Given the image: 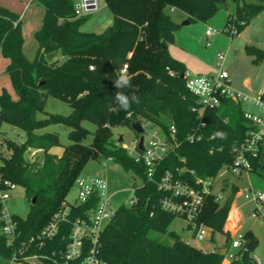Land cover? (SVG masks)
<instances>
[{"label": "trees", "instance_id": "trees-1", "mask_svg": "<svg viewBox=\"0 0 264 264\" xmlns=\"http://www.w3.org/2000/svg\"><path fill=\"white\" fill-rule=\"evenodd\" d=\"M230 1L236 3V11L229 15L225 31L235 26L239 34L264 12V1L105 0L113 23L102 33H95L82 30L88 17L76 15L75 0H35L44 7L45 16L42 28L36 32L40 48L33 61L23 53L20 17L0 5V57L9 60L6 73L17 94V99L6 91L0 95L1 123L8 122L26 134L24 142L0 135V145L10 152L9 157L0 156V174L23 187L30 203L25 219L13 216L17 224L14 244L8 245L5 234L0 235V255L11 261L16 256L17 263L26 262L22 257L36 255L45 264H64L72 225L77 219L88 220L98 196L86 203L70 204L68 221L53 239H45L42 231L69 204L67 196L88 161L102 157L122 165L142 183L132 187L135 203L122 204L101 234V259L108 264H226L225 253L205 252L169 230L179 216L161 208L164 193L157 182L168 171L193 186L197 178H216L223 167L232 165L236 149L245 141L249 121L243 107L231 100L222 99L219 107L206 110L199 119L193 111L198 99L186 85V67L169 52L180 28L170 15L171 9L183 12L190 23L207 22L218 11L227 9ZM245 51L254 65L264 61V49L246 45ZM53 53L57 56L49 61L47 56ZM124 65H128L127 74L140 103L134 104L130 113L116 114L108 107L115 103L114 95L119 90L114 87V80ZM50 97L66 102L72 112L67 116L39 117L46 113ZM140 119L161 127L175 143L173 151L157 166L154 181L147 178L145 165L130 157L113 134L114 128H131V123ZM85 122L96 126L94 133L84 126ZM57 124L70 130V144L63 146L61 156L52 153L54 147L61 145L59 134L42 132ZM172 125L176 128L173 139L169 133ZM218 132L225 135L218 136ZM193 133L202 134V140L188 141ZM90 134L93 138L87 144ZM30 153L40 156L31 162ZM261 155L262 151L252 162V171L264 177ZM183 168L185 172H180ZM217 197L214 192L206 195L196 224L209 227L213 236L225 234L228 249L232 239L224 228L233 199L221 204ZM2 211L0 203V217ZM154 234H166L173 242ZM244 241L250 243V248L243 246L232 255L230 264H256L257 238L248 232ZM72 264H80V260Z\"/></svg>", "mask_w": 264, "mask_h": 264}, {"label": "built area", "instance_id": "built-area-1", "mask_svg": "<svg viewBox=\"0 0 264 264\" xmlns=\"http://www.w3.org/2000/svg\"><path fill=\"white\" fill-rule=\"evenodd\" d=\"M75 12L78 17L86 16L98 9L97 0H75ZM173 10V9H172ZM226 32L230 36H235L238 31L235 26L226 28ZM216 33L212 27L206 30L208 40ZM216 72L209 75H191L186 74L187 88L198 99V107L193 111L202 119L204 113L208 109H215L220 106L222 99H228L239 104L244 109V117L249 121V128L246 133L244 143L236 149L235 159L230 166L221 169L216 178L201 179L197 178L195 186L188 181L176 177L173 172H166L165 175L157 182L158 188L164 193L160 200L161 208L169 213H173L183 218L191 230L194 232L195 240L201 244L207 239L212 230L206 225H197L196 219L199 216L206 195L214 191V186L219 176L224 177L225 174L240 175L243 172L252 171V162L259 158L264 147V84L256 96H248L240 91L235 90L229 80V74L224 69L226 53L220 51L217 55ZM93 69V67H91ZM122 70L128 71V65H124ZM130 117V115L128 116ZM141 124L143 133L136 134L130 145L124 143V138L120 141L122 146L130 157L136 162L145 165L147 170V178L154 181L157 166L162 162L169 153L173 151L175 143L164 133L161 127L154 126L151 122L140 119L135 121ZM200 126L205 124L201 122ZM0 129H1V109H0ZM171 138L176 133V128L172 125L169 129ZM1 135V132H0ZM140 136L144 137L143 150L139 148ZM203 138L200 133H193L187 137L190 142H199ZM6 148L0 145V151ZM7 150V149H6ZM2 156V154H0ZM3 157V156H2ZM0 158V169L2 166ZM185 162V160L183 159ZM185 168L180 172H185ZM179 171V170H178ZM79 189V204L88 202L92 196H98V204L92 212L88 220L77 219L72 225L66 252L64 254V264H72L80 260V264H108L99 257V239L106 227L115 218L118 208L124 204L115 205L112 195L109 191V185L106 180L101 178H89L80 176L76 181ZM16 185L2 178L0 174V203L3 205L1 228L3 234L7 237L8 245L14 244L16 241L17 224L13 216H9L4 203L13 197ZM132 193H134L132 189ZM218 196V195H217ZM245 198L256 203L257 209L253 213L254 218L260 217L261 207L264 205V193L251 189L245 190ZM220 198L217 197V200ZM132 198L129 205L135 203ZM71 205L65 204V208L56 214L52 222L42 231L45 239H53L62 228V224L68 221L71 211ZM34 240V239H32ZM245 245L244 236H239L237 240L231 241V247L234 249H242ZM20 255L22 251H19ZM23 261L37 259V256L22 257ZM18 261V257H13L12 262ZM256 264L261 262L256 259Z\"/></svg>", "mask_w": 264, "mask_h": 264}, {"label": "rangeland", "instance_id": "rangeland-1", "mask_svg": "<svg viewBox=\"0 0 264 264\" xmlns=\"http://www.w3.org/2000/svg\"><path fill=\"white\" fill-rule=\"evenodd\" d=\"M248 1H264V0H248ZM99 2V10L93 11L89 15H86L88 17L83 25L82 30L86 32H95V33H102L105 31L108 27H110L113 23V15L110 12V10L107 8L105 4V0H98ZM232 8L233 11H236V3L234 1L229 2V6L227 9H223L218 11L211 19H209L207 22L203 21H197L189 23L188 25H183V23L187 20H182V17H184V13L180 10H177L174 8V10H170V15L172 19L180 24V28L176 32V41L169 45L172 48L173 53L175 54V50L178 49V51L185 52L187 51V45L189 42L195 41L194 45H192L193 50L199 54H201L204 50L206 53V57H208L209 65L213 67L212 73L216 72L217 68V55L220 51L227 52L228 47L230 44V41H234V47L233 50L237 49V45L243 44L246 42L245 38L249 36L250 43L249 45L258 46L262 49H264V12L257 15L252 21L243 28L242 31L238 35L230 36L226 31V23H227V14L228 11ZM30 11L32 13V17L29 23L27 19H24L22 21V34H23V53L27 57L28 60L33 61L39 51L40 45L39 41L36 37V32L39 31L43 26L44 16H45V9L44 7L35 2L33 0L32 4L30 5ZM225 15V19L221 18ZM212 27L216 30V34L213 36V38L209 41L207 38L202 39V29ZM90 28V29H86ZM207 30V29H206ZM206 37V36H205ZM220 37V42L216 43V39ZM221 39H224L225 43L221 42ZM204 40V41H203ZM215 45H222L218 49H215ZM217 48V46H216ZM216 50V51H214ZM232 50V51H233ZM240 56L235 57L233 54L230 57V54L228 53L227 61H226V67L228 70H233L238 73V76L249 77V79L252 81V87L255 93L251 94L248 91H242L244 94L248 96H256L258 94V91H260V88L262 84H264V77L263 72L264 70H258L260 68L254 66L251 67L252 71H248L249 67L243 66V61L241 57H244L246 61H249L248 56L246 52H243L242 49L239 50ZM214 53V54H213ZM56 58V57H55ZM60 61L63 60L61 56H59ZM8 59L4 57H0V95L6 91L8 94L11 95L13 99H17V94L14 91L10 78L8 74L6 73V66ZM229 65L231 68H229ZM248 71V72H247ZM209 75V74H207ZM46 113L39 115L41 118H45L47 114H53V115H62L67 116L72 112V108L64 101L55 98L50 97L47 100ZM84 126L91 131V133H94L96 126L91 122H85ZM69 128L66 127L64 124H57L52 125L45 130H42V132H49V133H57L60 137V143L61 145L56 146L52 149V153L61 156L64 150L63 146H66L70 144V140L68 137L69 134ZM0 132L2 135H4L7 139H10L15 142H24L26 139V134L23 130L11 125L8 122L1 123V129ZM113 134L116 139H120L122 136L124 138V143L127 145H130L136 134L135 132L128 126H119L113 129ZM93 138V135L90 134L88 139L86 140V143H91ZM0 154H2L3 157H9L10 152L5 150H1ZM40 156V153L37 154H29V159L34 161L35 159H38ZM222 172V171H221ZM82 176L89 177V178H101L104 180H107V183H109L113 187V191H118L117 195H115V198L113 199V202L115 205L117 204H128L130 199L132 198V187L134 183L141 184L142 181L140 178L136 177L133 173L126 171L122 165L114 162L113 160L106 159V158H98V159H91L86 164L84 171L82 173ZM255 177V175H252ZM233 175L231 174H225L224 177L219 176L215 182L214 186V193L218 195L220 198L219 201L221 204H224L229 198L233 199V204L237 206H241V210L244 216V222L242 223V228L237 231L236 234L233 235L232 240H237L239 236H244L248 231L251 229L249 226H252L254 224V220L251 217V200L245 199V189L243 190V187L247 184V181H240V184L236 181L233 182L232 179ZM224 178H229L232 180L233 183H235L236 186H239V191L237 193L233 192V189L230 185L228 187H224L223 181ZM260 181H264L263 178H259ZM259 181V180H258ZM261 183V182H260ZM108 184V185H109ZM79 189L75 185L69 195L67 196V202L69 204H77L79 203L78 199ZM4 209H6L9 216H19L23 219H25L30 211V203L29 200L26 197V193L23 187L16 186L13 197L9 200H7L4 203ZM170 231L175 232L182 241L189 243V244H196V242L192 239L191 232L187 229V222L181 218L177 217V219L173 222L171 225ZM3 233L2 228L0 227V235ZM155 237L164 240L168 243H172L173 239H171L168 235H160V234H154ZM221 244L222 243V236H219L217 234L214 235V237L211 238L208 237L205 239L201 245L205 250H208L210 247H212L215 244ZM256 249V248H255ZM217 253L222 252V248H218L216 250ZM238 252V249H234L231 246L225 250V261L228 262V264L231 263L232 255ZM255 256V255H254ZM257 256H255L256 258ZM257 259V258H256ZM0 264H45L39 259H32L26 262L17 263L12 262L11 260H8L4 258L2 255H0Z\"/></svg>", "mask_w": 264, "mask_h": 264}, {"label": "crops", "instance_id": "crops-1", "mask_svg": "<svg viewBox=\"0 0 264 264\" xmlns=\"http://www.w3.org/2000/svg\"><path fill=\"white\" fill-rule=\"evenodd\" d=\"M32 2H33V0H0V5L2 7H4V8H6V9L16 13L20 17L21 24H22V21L24 19H27L28 23L31 21L29 19H31L32 13H33V12L30 11V5L32 4ZM98 10H99V2H98L97 11ZM234 12L235 11H233L232 8H231L228 11V13H226L227 14L226 15L227 16L226 19L228 20L229 15L233 14ZM183 18L187 19L185 14H184V17H182V20H183ZM221 18L225 19V15H223V17H221ZM86 29H90V28H86ZM206 29L207 28L202 29V39H206L207 38ZM213 36L209 39V41L213 38ZM245 39H246L245 40L246 42H244L243 44L239 45V43H238V45L236 46L237 47L236 50L232 49L234 47V44H235L234 41L233 40L230 41V44H229V47H228V51L225 52L226 53V60H225V63H224L223 67L228 72L230 84L235 90L240 91V92L248 91L251 94H253V93H255V91L253 90L254 88L252 87V81L249 79V77L242 78L241 76H238L237 72H235L233 70H228L227 67H226V61H227L228 53L230 54V57L233 54V56L235 58L238 55L240 56V52H239L240 49H242L243 52H246L245 51V47H246V45H249V43H250L249 36H247ZM175 41H176V38H175ZM194 42L195 41L189 42L188 45L186 46L187 47V51H185V52L181 51V54H180V51H178V49L175 50L176 52L174 54L171 47L169 49V52H170V54H171V56L173 58H175L176 60L182 62L185 65L186 74H191V75H207V74H211L212 73L211 71H212L213 67L211 65H209V62L211 60H209L208 57L205 56L206 55V53H205L206 50H204L201 54L195 52L193 50V47H192V45L195 44ZM215 42L216 43L220 42V37H218ZM221 42L225 43L224 39H221ZM216 46H217V48H216ZM221 46L222 45H215V49H218ZM214 51H216V50H214ZM241 58H242V61H243V66L249 67L248 71H252L250 66H252V67L254 66V68H256V67L260 68L258 70H262V71L264 70V61L261 64H259V65H254L252 63V59H251L250 56H248L249 61H246L244 57H241ZM7 63H9V60H8ZM248 63L250 64V66H249ZM229 68H231L230 65H229ZM263 77H264V72H263ZM258 93H259V91H258ZM261 159H262V162L264 164V147L262 149ZM252 175H255V177H253ZM259 178H263L264 179L263 176L259 175L256 172H253V171L243 172L240 175H233V177H232L233 182L236 181L239 184H240V181H244V182L247 181V184L243 187V190L244 189L245 190L246 189H251V190H254V191H260V192L264 193V181H260ZM233 182L229 178H224V181H223L224 187H228V185H230L232 187L233 191L235 189L237 191H239L240 190L239 186H236L235 183H233ZM109 191H110V193L112 195V198L114 199L115 195H117L118 191H113V187L110 184H109ZM247 200H250V199H247ZM250 202L252 204L251 217L253 218V220L255 222H254V224H252V226H249V228L251 230L248 231V232H252L254 234V236L257 238V245H256V249L254 250V255L257 256L256 258L261 262V264H264V205L261 207L260 217L254 218L253 217V213L256 211V209L258 207H257L256 203L253 202L252 200ZM243 222H244V216H243V213H242V210H241V206H237V205H234L232 203L228 219H227V221L225 223V228H224L225 233H227L231 237V239H233V235L236 234L237 231L242 228V223ZM187 229H188V224H187ZM189 231L191 232L192 239L196 242V244H194V245L191 244L192 246L197 247L199 249H202L205 252L216 251L219 247L222 248V252L221 253H224L225 250H227L226 246H225V241H226V235L225 234L217 233V235L222 236V243L221 244H217L216 243L215 245L210 247L208 250H205L202 247V245L199 244L195 240L194 232L191 229ZM209 237L211 238V240L214 237L212 235V232H211ZM225 263L228 264V262H226V261H225Z\"/></svg>", "mask_w": 264, "mask_h": 264}, {"label": "clouds", "instance_id": "clouds-1", "mask_svg": "<svg viewBox=\"0 0 264 264\" xmlns=\"http://www.w3.org/2000/svg\"><path fill=\"white\" fill-rule=\"evenodd\" d=\"M132 78L127 74L126 70H120L117 78L114 80V87L119 90L114 95L115 103L109 105L108 110L112 113L119 114L121 111L130 113L134 104L140 103V97L136 94V90L132 84ZM223 137L224 133H216Z\"/></svg>", "mask_w": 264, "mask_h": 264}, {"label": "water", "instance_id": "water-1", "mask_svg": "<svg viewBox=\"0 0 264 264\" xmlns=\"http://www.w3.org/2000/svg\"><path fill=\"white\" fill-rule=\"evenodd\" d=\"M189 23H190V22H189L188 20H186V21L183 23V25H188ZM56 56H57V53H53V54H51V55H48V56H47V59H48L49 61H51V60H53ZM131 129H132L135 133H137V134H142V133H143L142 126H141V124L138 123V122H132V123H131ZM119 140L122 141V140H123V137L121 136ZM143 140H144V137H143V136H140L139 148H140L141 150H143ZM35 202H36V199H33L32 203L35 204ZM249 248H250V243L247 242V243L244 245V249L248 250ZM219 253H220V252H219Z\"/></svg>", "mask_w": 264, "mask_h": 264}]
</instances>
